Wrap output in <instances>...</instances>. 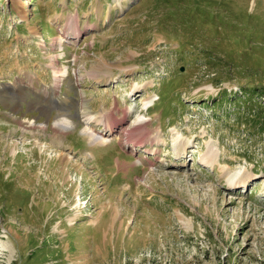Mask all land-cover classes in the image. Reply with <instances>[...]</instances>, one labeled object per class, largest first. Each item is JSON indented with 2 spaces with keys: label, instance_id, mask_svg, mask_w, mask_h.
<instances>
[{
  "label": "rangeland",
  "instance_id": "obj_1",
  "mask_svg": "<svg viewBox=\"0 0 264 264\" xmlns=\"http://www.w3.org/2000/svg\"><path fill=\"white\" fill-rule=\"evenodd\" d=\"M0 264H264V0H0Z\"/></svg>",
  "mask_w": 264,
  "mask_h": 264
},
{
  "label": "bare ground",
  "instance_id": "obj_2",
  "mask_svg": "<svg viewBox=\"0 0 264 264\" xmlns=\"http://www.w3.org/2000/svg\"><path fill=\"white\" fill-rule=\"evenodd\" d=\"M54 76H56V82L54 81V83H55V86L53 87V90H54V92L56 93L57 92V90H58V88H59V85H60V82L61 81H64L65 79L64 78H66V76H67V73L65 74L64 72H60V71H56L55 73H54ZM63 83V82H62ZM44 93L46 94V96H43L42 98H41V96H40V99H39V101H38V103L41 105V101H44V102H46V103H51L50 101H49V99H54V98H51L53 95L52 94H50L48 91H44ZM55 97V96H54ZM151 100H149L148 101V103L150 102ZM42 107H45V105H42ZM115 108V107H114ZM114 108L112 109V110H109V111H107V112H102V114L100 115V117L98 118V120H100L101 122L103 121V123H104V125H105V127L104 128H106V130H108V132L110 133L111 131H112V128L113 127H117V123L118 124H123L124 123V118H117V116L115 115V112H114ZM111 111V112H110ZM110 112V113H109ZM118 112V111H117ZM77 114H78V116L77 117H79L80 119H79V121H85V122H89L90 120H89V118L91 119V117H89L88 115H82V113L80 112V111H78V109H77ZM58 119H61V118H58ZM94 119V118H93ZM95 119H96V117H95ZM66 120V119H65ZM59 121V120H58ZM58 121H55V124H56V122L58 123ZM62 122V121H61ZM60 121H59V123H61ZM58 123V124H59ZM68 122H66V121H64V122H62V124L63 125H61V124H56V125H58L59 127H60V129H64L65 127H61V126H66V124H67ZM65 124V125H64ZM69 124V123H68ZM102 124V123H101ZM70 125V124H69ZM134 127L133 128H131V130H133L134 132L133 133H129V131L127 132L126 131V134H125V140L126 141H129V142H132V143H130V145L132 146H136L138 143H143V140L145 141L146 140V138L148 137V134L150 133L149 132V130H147L146 128L147 127H145L144 128V126H146V123H142V121L141 122H138V120H137V122H134ZM103 126V125H102ZM87 129V128H86ZM90 130H92V131H94L92 128H90ZM136 130H138V136L136 137V135H135V133H136ZM140 130H143L142 132H141V134L139 133L140 132ZM95 138H97V137H95ZM156 138H158V137H156ZM148 139V138H147ZM94 140H96V143H99V144H103V143H105L102 139H94ZM149 140V139H148ZM180 139H178V141H179ZM129 145V146H130ZM209 155L210 156H207V158H212V156H213V153L212 152H209ZM67 159H69V157L67 156ZM4 246V245H3Z\"/></svg>",
  "mask_w": 264,
  "mask_h": 264
},
{
  "label": "water",
  "instance_id": "obj_3",
  "mask_svg": "<svg viewBox=\"0 0 264 264\" xmlns=\"http://www.w3.org/2000/svg\"><path fill=\"white\" fill-rule=\"evenodd\" d=\"M180 69H182V68H180Z\"/></svg>",
  "mask_w": 264,
  "mask_h": 264
}]
</instances>
